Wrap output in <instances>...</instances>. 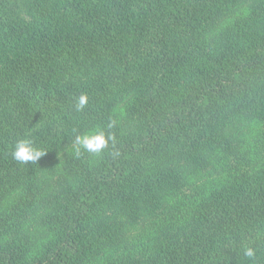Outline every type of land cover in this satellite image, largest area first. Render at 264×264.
Returning a JSON list of instances; mask_svg holds the SVG:
<instances>
[{
    "label": "trees",
    "instance_id": "1",
    "mask_svg": "<svg viewBox=\"0 0 264 264\" xmlns=\"http://www.w3.org/2000/svg\"><path fill=\"white\" fill-rule=\"evenodd\" d=\"M81 257L264 264V0H0V264Z\"/></svg>",
    "mask_w": 264,
    "mask_h": 264
},
{
    "label": "clouds",
    "instance_id": "2",
    "mask_svg": "<svg viewBox=\"0 0 264 264\" xmlns=\"http://www.w3.org/2000/svg\"><path fill=\"white\" fill-rule=\"evenodd\" d=\"M86 103V96L79 97L76 105L77 110H81ZM111 139H113V137H106L103 131H98L94 134L77 135L75 138V144L79 146L76 149L77 155H79L81 148L91 153H99L107 147L108 142ZM12 156L20 163L37 162L44 156V152L34 147L30 140L22 139L15 144ZM245 255L252 257L254 253L251 249H247Z\"/></svg>",
    "mask_w": 264,
    "mask_h": 264
},
{
    "label": "rangeland",
    "instance_id": "3",
    "mask_svg": "<svg viewBox=\"0 0 264 264\" xmlns=\"http://www.w3.org/2000/svg\"><path fill=\"white\" fill-rule=\"evenodd\" d=\"M234 42H236V41H234ZM95 154V153H94ZM57 160V159H56ZM13 212H12V216H11V218H10V223L12 224V226H17L19 223H20V221H21V219H22V217H24L23 216V213L21 212V211H19L18 209H16V210H12ZM49 216V215H48ZM49 217H51V218H47L46 217V219H43V221L45 222V221H48V220H50V219H52V221H55V223H53V227H57L58 225H60V224H62L63 223V221L64 220H59L58 219V217H55V216H49ZM87 258V257H86ZM86 258H83V257H81V258H79V263L81 264V263H90V261H86L85 259ZM96 259H98V258H93V257H91V260H92V262L91 263H93V261L94 260H96Z\"/></svg>",
    "mask_w": 264,
    "mask_h": 264
}]
</instances>
